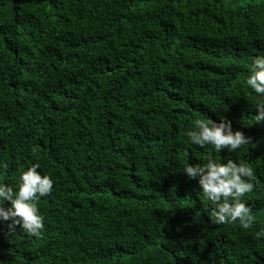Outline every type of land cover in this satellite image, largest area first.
Listing matches in <instances>:
<instances>
[{
	"label": "trees",
	"instance_id": "1",
	"mask_svg": "<svg viewBox=\"0 0 264 264\" xmlns=\"http://www.w3.org/2000/svg\"><path fill=\"white\" fill-rule=\"evenodd\" d=\"M260 55L264 0H0V184L53 181L39 237L0 220V264H264ZM222 118L251 143L186 135ZM209 155L254 170L250 229L212 223L183 170Z\"/></svg>",
	"mask_w": 264,
	"mask_h": 264
},
{
	"label": "clouds",
	"instance_id": "2",
	"mask_svg": "<svg viewBox=\"0 0 264 264\" xmlns=\"http://www.w3.org/2000/svg\"><path fill=\"white\" fill-rule=\"evenodd\" d=\"M250 71L246 84L258 96L264 97V55L254 58ZM255 109V121H264V99L257 100ZM192 123L193 127L186 135L192 143L201 147L212 145L216 152L223 149L235 152L251 143V137L241 130L234 131L231 121L226 118L219 123L212 119H196ZM2 167L7 169V163ZM38 168L39 164H33L20 171L18 190L0 184V220L8 222L6 234L9 236L17 228H22L30 236L39 237L42 234L44 222L39 214L38 201L52 192L53 181L49 176L42 175ZM183 170L190 179L199 177L198 183L205 200L214 205L209 212L212 223L235 224L238 221L245 230L253 226L251 209L241 200L254 187L255 173L250 165L232 160L218 163L209 155L207 163L186 164ZM5 202H10V206L5 207ZM261 237H264V229L255 233L256 239Z\"/></svg>",
	"mask_w": 264,
	"mask_h": 264
}]
</instances>
